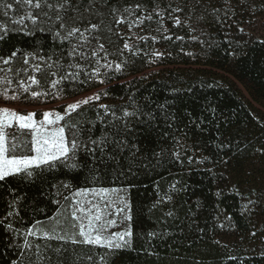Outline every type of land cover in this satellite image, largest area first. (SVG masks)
<instances>
[{
    "label": "trees",
    "instance_id": "obj_1",
    "mask_svg": "<svg viewBox=\"0 0 264 264\" xmlns=\"http://www.w3.org/2000/svg\"><path fill=\"white\" fill-rule=\"evenodd\" d=\"M5 2L18 7L14 0ZM137 3L144 10L135 15L152 13V19L131 29L127 23L114 25L125 39L131 37L127 42L133 46L131 51L125 49L123 56L109 57L117 63L124 61L122 70L101 69L104 83L96 79L80 83L86 80L83 75L76 81H63L55 89L58 96L44 102L104 87L106 96L101 94L99 101L82 106L66 120L94 121L100 104L115 106L117 115H122L124 107L132 111L139 106L138 118H127L129 130L116 137L135 144L139 152L135 157L127 149L122 154L117 152L119 166L116 161L106 167L97 164V183L91 182L93 173L88 167L70 169L62 165L45 171L43 179L10 177L0 188V219L13 210L9 204L15 200L13 208L18 215L8 217L5 223L10 221L23 232L40 220L50 230L55 221L47 218L55 216L58 207L54 201L67 206L62 198L69 190L61 182L70 183L73 189L123 188L131 205L132 247L117 250L115 264H264V36L254 29L264 16V0H110L109 7L123 9ZM177 6L183 12H173ZM3 11L0 8V24L16 27ZM176 17L181 24H175ZM110 20L106 17V23ZM135 31L148 39L135 40ZM103 35L112 40L106 44L109 52L123 48L125 39L107 32ZM69 47L67 42L61 45L54 41L47 30L34 35L9 31L0 40V56L10 55L17 48L42 50L47 56L66 52ZM14 66L22 65L18 60ZM19 78L26 76L22 73ZM35 89L52 91L50 80L41 81ZM99 112L104 115L103 109ZM116 124L123 129L121 122ZM105 131L113 133L112 128L97 123L93 135L98 137ZM65 132L67 136V128ZM177 152L179 159L174 155ZM86 161L92 164L91 158L81 153L79 162ZM166 195L171 200H166ZM61 228L65 229L56 227L63 234ZM27 239L41 245L42 252L51 257L43 264H57L58 259L71 264L77 256L87 255L93 256L92 261L85 258L77 264H98L99 256L109 251L100 246L46 240L39 234ZM23 242V236L0 225V264L35 261L34 249H26L18 259L20 249L15 245ZM47 244L51 248H46ZM61 245L68 251L58 258L53 249Z\"/></svg>",
    "mask_w": 264,
    "mask_h": 264
},
{
    "label": "snow or ice",
    "instance_id": "obj_2",
    "mask_svg": "<svg viewBox=\"0 0 264 264\" xmlns=\"http://www.w3.org/2000/svg\"><path fill=\"white\" fill-rule=\"evenodd\" d=\"M199 2V0H197ZM14 3L25 9V14L18 19H13L12 24L16 27L9 28L7 25L0 24V40H3L9 31H22L26 35H34L35 32L49 31L54 41L63 45L65 42L69 44V49L60 54L53 53L52 55L41 54L42 50L32 52L22 49L11 51L10 55L0 56V84L11 86L13 77L19 78L23 73L25 79H18V86L9 94L7 87L0 89V98L5 101L18 100L23 93H30L32 98L47 96L46 91L32 90V85L39 86L41 81L47 83L50 80V87L56 89L63 81H76L83 75L86 80L80 83H86L91 80H99L104 73L101 69L119 72L122 70L124 61L120 63L114 60H109L110 56H123L124 50H132V45L127 42L118 30H114V25L127 23L129 29L138 27L144 23V20H151L152 13L146 16H136V12L144 10L142 5L137 3L120 9L115 5L109 7L110 0H87V4L83 5V0H14ZM83 5V10L81 7ZM0 8L4 9L3 15L8 16L9 9H13V3H6L5 0H0ZM173 12H183V8L177 6L172 9ZM218 11V10H216ZM153 13L160 15L156 9ZM110 16L111 20L106 23V17ZM202 19V17H200ZM95 20V22H93ZM26 21L32 25L29 28ZM175 24H181L179 17L175 18ZM41 25H48L47 29ZM243 31V29H241ZM107 32L116 35L121 39H125L123 48L117 49L116 52H109L106 44H112L110 36H104ZM169 38V37H166ZM139 39L146 40L148 37H140ZM153 39H155L153 37ZM178 39H181L178 37ZM87 49V51H85ZM135 54V53H133ZM53 55H57V59H53ZM156 56L161 53H154ZM65 58L68 62L65 63ZM21 63V67L16 68L14 65L17 61ZM82 61L83 63H80ZM94 64L91 70L88 71L89 65ZM11 73L12 76L8 74ZM63 91V89H60ZM101 94L107 95V92L93 93L87 97L77 99L67 104L61 112L45 111L43 119L39 122L35 119L37 113L35 111H27V114H21L25 110L17 111L9 107H0V188L4 187L8 178L16 177L21 180L31 181L33 179H43L44 172L54 171L58 165L65 168L78 169L88 167L89 172L93 173L90 179L92 183L99 181L100 169L97 164L107 166L110 161H116L119 166L120 161L115 155L117 152L123 153L125 149L129 150L131 155L135 157L139 152V148L135 145H129V142L117 136H121V132L126 133L128 129V119L137 117L140 114L139 106H135L132 111L127 107L121 109L122 115H117L115 106L100 104L99 109H103L104 115L101 116L99 109L97 110L96 120L94 121H76L66 120V117H71L74 112H77L84 105L90 104L92 101H99ZM161 108L164 106L161 105ZM152 118V114H147ZM110 116L111 119L105 121V118ZM54 117V118H53ZM61 121H65L61 124ZM123 124L121 129L116 122ZM99 123L103 127L113 129V133L103 132L100 136L94 137L93 131L96 124ZM88 124V127H84ZM49 125L53 127H48ZM15 131H12L13 128ZM68 130L66 136L65 130ZM27 130V131H25ZM25 137H30L25 139ZM111 147V152L109 148ZM83 153L85 157H90L92 164L87 161L85 164L79 162V156ZM154 155H159L154 154ZM179 159V153H174ZM191 160V157H189ZM130 162L129 171H131ZM147 167V165H144ZM115 171V169H114ZM123 175V172H121ZM64 189L69 190V195L63 196V201L67 202V206L61 203L60 200L54 201L58 205L56 215L48 217L49 221L54 220L56 225L61 224L59 215L61 209L69 211L73 221V231L61 228V232H57L55 226L50 230L45 229L43 225L45 221L36 220L31 227L25 231H21L14 227L13 223L5 221L8 217H13L15 209L13 205L15 200L10 202L8 211L3 219H0V225H4L5 230L24 237L22 245L16 244L15 247L20 249L19 257L25 255V250H33L36 260L31 264H43L45 260L50 261L51 257L42 252L41 245L30 242L28 236L41 235L46 240H59L70 242L72 245H91L106 248L109 251L99 256L98 264H109V258H112V264L118 258V251L132 247L133 231L131 227L132 216L131 205L127 200V189L123 188H108V187H83L73 189L68 182H61ZM56 187V185H53ZM175 188V185H172ZM91 194L92 198H89ZM57 195H60L57 192ZM219 195V193H217ZM98 198V199H97ZM170 195H166V200H171ZM41 211H43L41 209ZM172 213H169L171 215ZM119 218V220H118ZM127 226L120 231H110L117 227L118 223ZM150 236L155 235L150 233ZM12 247V244L8 245ZM51 248L50 244L45 246ZM59 258L68 249L63 245L53 249ZM92 261L93 256L86 257L77 256L76 260L71 264H77L82 259ZM12 264H17V261H12ZM20 264H23L21 261ZM57 264H65V260L58 259Z\"/></svg>",
    "mask_w": 264,
    "mask_h": 264
},
{
    "label": "rangeland",
    "instance_id": "obj_3",
    "mask_svg": "<svg viewBox=\"0 0 264 264\" xmlns=\"http://www.w3.org/2000/svg\"><path fill=\"white\" fill-rule=\"evenodd\" d=\"M25 14V9L21 8L20 6L18 7H13V9H10L8 11V16H6L11 22L13 19H18L20 16ZM254 29H255V33L260 35V36H264V16L260 19L257 20V22L254 25ZM141 32V31H140ZM135 40L139 41L140 37L139 36V31H135ZM142 37H145L144 35ZM85 51H87V49H85ZM4 75L3 73H0V76ZM9 76L10 73L8 74ZM20 79V78H19ZM23 79V78H21ZM26 80V78H25ZM18 86V78L13 77V84L11 86L8 85H4V84H0V89H3L5 87L8 88L9 90V94H12V91L14 89H16ZM39 86L37 85H32V90H36L35 88H38ZM104 89V87L95 89V90H91L88 92H85L83 94H80L76 97L73 98H67V99H57V101L51 103V102H44L45 100H50L52 97L56 98L58 96V92L55 89H52V91H47L49 94L45 97H39V98H32L30 93H23L22 95H20L18 100H9V101H5L2 98H0V107H9L12 109H15L17 111H20L21 109L25 110L24 112H22L21 114H27V111H35L37 113V115L35 116V119L37 120V122L41 121L43 119V112L45 111H53L55 110L56 112H61V114H63V108L67 107V104L70 102H73L77 99L83 98V97H87L89 95H92L93 93H98V92H102ZM101 99V98H100ZM92 102H96V101H92ZM54 118V117H53ZM64 121H61L60 123L63 124ZM48 127H53L51 125H49ZM16 128L14 127L12 129V131H15ZM66 134V132H65ZM121 195H126L127 200H128V196L126 193H121ZM89 198H92L91 194H89ZM98 199V198H97ZM129 202V200H128ZM59 220L61 221V224L56 225L55 222L51 224V226H62L65 227V229H67L69 232L73 231L74 229H72V224L76 223V221L72 220V217L70 215L69 211H63V213L61 214V216L59 217ZM119 220V218H118ZM126 222L123 225H120L118 223L117 227H114L112 229H110V231H120L122 228L127 226Z\"/></svg>",
    "mask_w": 264,
    "mask_h": 264
}]
</instances>
